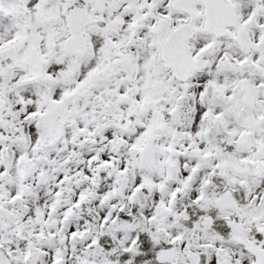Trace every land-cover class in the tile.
Instances as JSON below:
<instances>
[{
  "label": "snow or ice",
  "instance_id": "snow-or-ice-1",
  "mask_svg": "<svg viewBox=\"0 0 264 264\" xmlns=\"http://www.w3.org/2000/svg\"><path fill=\"white\" fill-rule=\"evenodd\" d=\"M0 264H264V0H0Z\"/></svg>",
  "mask_w": 264,
  "mask_h": 264
}]
</instances>
